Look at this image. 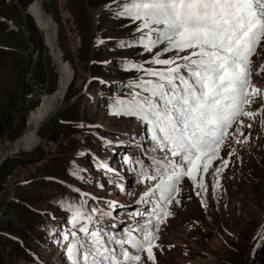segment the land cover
Listing matches in <instances>:
<instances>
[{
    "label": "rangeland",
    "instance_id": "1",
    "mask_svg": "<svg viewBox=\"0 0 264 264\" xmlns=\"http://www.w3.org/2000/svg\"><path fill=\"white\" fill-rule=\"evenodd\" d=\"M31 2L0 0L1 144L19 139L31 113L59 87L46 34L28 9ZM44 6L56 23L58 49L72 76L59 106L36 130L37 142L11 152L0 165V238L6 241L2 247L10 263L16 260L10 248L17 241L27 251L22 259L72 264L66 245L57 244L45 225L46 217H60L64 236L72 231L83 235L70 223L74 209L59 208L65 195L62 183L89 195L94 204L98 197L115 203V214L130 218L132 212L123 210L157 182L127 166L104 141L106 136L123 137L127 145H135L142 130V148L161 157L148 127L135 117L113 115L108 101L131 99L120 85L134 89L144 74L126 70V65L164 67L145 62L166 45L152 52L136 45L147 30L136 31L139 21L117 18L113 0H44ZM175 55L172 51L161 58ZM254 57L256 75L264 80V40ZM260 99L264 104V88ZM232 129L235 136L218 149L208 171L201 166L187 174L169 204L170 214L159 223L160 239L153 247L155 264H264V115H241ZM240 132L244 135L236 142ZM100 158L104 169L96 168ZM87 207L83 202L79 209L86 213ZM141 264L153 262L144 253Z\"/></svg>",
    "mask_w": 264,
    "mask_h": 264
},
{
    "label": "snow or ice",
    "instance_id": "2",
    "mask_svg": "<svg viewBox=\"0 0 264 264\" xmlns=\"http://www.w3.org/2000/svg\"><path fill=\"white\" fill-rule=\"evenodd\" d=\"M113 3L117 18L139 21L136 31L147 30L136 45L145 52L166 45L145 62L164 67L126 65V70L135 69L144 76L132 85L136 90L130 93L131 99L118 101L112 112L135 117L145 124L154 150L162 153L159 159L151 158V173L147 168L142 172L146 179L157 182L139 201L151 205L145 211L155 217L156 223L149 219L144 225L130 227L118 239L90 229L87 222H91V217L77 208L70 223L74 228L79 225L77 231L83 235L72 231L63 238L73 237L66 245L72 264H141L144 253L155 264L153 247H157L154 241L158 239L155 233L162 217L170 214L165 212V205L175 199L179 179L193 170L199 172L201 166L206 173L237 118L256 115L244 106L261 94L251 83L250 65L251 57L264 40V0H113ZM172 51H176L175 56L161 58ZM183 52L187 54L181 56ZM224 163L226 166L228 162ZM192 179L195 182V177ZM144 214L139 210L132 213Z\"/></svg>",
    "mask_w": 264,
    "mask_h": 264
},
{
    "label": "bare ground",
    "instance_id": "3",
    "mask_svg": "<svg viewBox=\"0 0 264 264\" xmlns=\"http://www.w3.org/2000/svg\"><path fill=\"white\" fill-rule=\"evenodd\" d=\"M29 12L33 15L37 24L45 32L48 44L52 50L54 57V63L56 64L59 73V87L51 95H47L43 98L42 104L37 110L31 113L29 118V127L27 131L16 141L7 142L5 144L0 143V162L3 156L9 155L11 152H15L16 149L29 147L37 142L35 133L46 119L54 113V110L59 106L66 87L72 76L69 64L64 61L57 45V33L55 30V21L48 14L44 6V0H32L29 5ZM1 165V164H0Z\"/></svg>",
    "mask_w": 264,
    "mask_h": 264
},
{
    "label": "trees",
    "instance_id": "4",
    "mask_svg": "<svg viewBox=\"0 0 264 264\" xmlns=\"http://www.w3.org/2000/svg\"><path fill=\"white\" fill-rule=\"evenodd\" d=\"M121 91H130L129 88L127 87H120ZM117 101H115V98H110L108 101V104L110 105V107H114L116 105ZM40 133H44L43 131H41V129H39ZM21 215V214H19ZM38 222V221H37ZM40 222V221H39ZM16 244L13 246V248H10V252L13 253V255L16 257V260H14V262L10 263L9 259L6 257V254L4 255L5 251L3 249V245L6 244V241H4L2 238H0V263H7V264H17L15 263V261H20L18 264H40L39 262L37 263L36 261H34V258H31L30 260H28V256H25V258L22 259L23 254H26V250H24L25 248L22 247V245H20L17 241H14ZM2 243V244H1ZM28 254V253H27ZM19 256H21V259H19Z\"/></svg>",
    "mask_w": 264,
    "mask_h": 264
},
{
    "label": "water",
    "instance_id": "5",
    "mask_svg": "<svg viewBox=\"0 0 264 264\" xmlns=\"http://www.w3.org/2000/svg\"><path fill=\"white\" fill-rule=\"evenodd\" d=\"M70 85V82H69V84L67 85V88H66V90L68 89V86ZM50 117V116H49ZM18 150H20L19 148L16 150V151H18ZM15 151V152H16ZM8 156H10V155H5V156H3L2 157V159H1V162H0V164H2L3 163V161L8 157Z\"/></svg>",
    "mask_w": 264,
    "mask_h": 264
},
{
    "label": "built area",
    "instance_id": "6",
    "mask_svg": "<svg viewBox=\"0 0 264 264\" xmlns=\"http://www.w3.org/2000/svg\"><path fill=\"white\" fill-rule=\"evenodd\" d=\"M63 1L65 2V0H62V2H63Z\"/></svg>",
    "mask_w": 264,
    "mask_h": 264
}]
</instances>
